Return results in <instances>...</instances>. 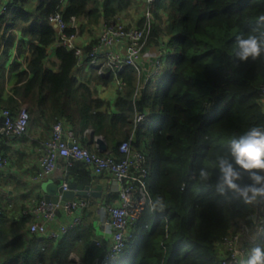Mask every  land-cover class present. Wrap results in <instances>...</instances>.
I'll return each instance as SVG.
<instances>
[{
  "label": "trees",
  "instance_id": "1",
  "mask_svg": "<svg viewBox=\"0 0 264 264\" xmlns=\"http://www.w3.org/2000/svg\"><path fill=\"white\" fill-rule=\"evenodd\" d=\"M141 1L10 0L0 15V25L7 24L10 32L4 54L15 45L17 56H25L26 64L21 70L17 57L10 65L9 74L21 70V85L12 89L14 96L4 98L0 93V108L14 112L6 106L20 97L23 104L18 108L24 106L30 118L46 116L51 126L65 121L88 150L79 139L90 128L93 137L105 141L106 153L115 157L118 146L134 130L135 113H149L140 125L161 115L145 148H140L136 136L140 125L135 129L132 148L146 158L151 201L160 195L167 207L163 211L144 208L131 225L123 257L116 264H219L218 244L247 217L249 209L238 199L202 190L192 170L202 165L211 169L217 156L227 152L230 136L250 125L264 124L260 98L264 59L238 66L227 59L235 36L264 15V0H152L148 9L155 16L158 11L164 13L166 24L152 23L147 44L165 38L159 45L166 54L165 72L146 83L137 97L138 79L130 67L116 75L108 69L101 75L91 67L87 84L107 87L115 77L123 83L112 109L74 75L96 45L95 39L81 47L80 55L56 47V70L43 68L47 48L55 39L50 16L59 13L65 22L82 18L78 28L82 32L100 22H114ZM146 8L144 2V12ZM143 22L142 17L135 26ZM65 33L74 35L76 30L68 27ZM2 70L0 65V82ZM86 170L85 165L72 163L66 175L76 172L81 185H75L90 187L92 174ZM116 199L117 194L110 193L105 203L111 205ZM26 210L16 219L1 207L0 264H76L70 254L82 264H97L106 256L108 247L98 249L92 243L93 229L84 221L87 217L54 241L28 233L31 217L23 215ZM257 244H264V232Z\"/></svg>",
  "mask_w": 264,
  "mask_h": 264
},
{
  "label": "built area",
  "instance_id": "2",
  "mask_svg": "<svg viewBox=\"0 0 264 264\" xmlns=\"http://www.w3.org/2000/svg\"><path fill=\"white\" fill-rule=\"evenodd\" d=\"M9 2L10 0H0V15L6 10ZM144 2L147 8L143 13L144 22L141 27L128 26L118 18L110 24L100 22L95 26V38L92 39L96 40V45L86 60L88 67L98 68L101 75L105 74L104 69L116 75L125 67H130L136 76L140 77L135 92L137 97L146 83L159 79L163 75L166 59L165 52L160 50L151 68L147 70L144 66V52L148 48L147 43L154 21V15L148 9L152 0H144ZM48 20L55 30L53 47L62 46L80 55L81 47L75 42L78 33L77 20L70 18L68 22H65L59 13L50 16ZM68 27L74 28L76 33L67 35L65 30ZM114 81L117 83V89L121 90L123 83L117 77ZM260 98L264 106V86L261 87ZM148 114L147 112L135 113L134 130L118 146V157L110 153L99 155L82 147L74 133L65 128L63 121L53 124L49 137L42 142V153L38 161L39 170L33 176V181L46 182L45 180L55 171L60 160H63L65 168L72 163H81L89 169L92 176L109 175L111 178V185L117 194L116 201L111 205L98 201L95 208V213L104 229L106 226L110 228L107 254L97 264H116L123 257L125 243L131 235V225L151 201L147 184L146 158L144 154L132 148V142L135 139L134 131ZM29 121L30 115L24 106L15 112L0 108V133L6 136L25 134ZM6 162L0 154V169L6 165ZM68 185L63 181L60 185L62 191H67ZM91 203L90 200L83 198H73L63 205L47 204L42 200L23 212V215L31 217L27 231L30 235L58 241L69 230L81 223V216L76 215V211L82 212ZM246 206L249 209L247 217L238 221L229 235L218 244L219 264H235L240 255L257 245L259 237L264 232V203ZM57 211H61L63 216L70 218L69 222L61 223L57 219ZM52 226H55L53 231L49 230ZM95 245L100 246L98 243Z\"/></svg>",
  "mask_w": 264,
  "mask_h": 264
},
{
  "label": "crops",
  "instance_id": "3",
  "mask_svg": "<svg viewBox=\"0 0 264 264\" xmlns=\"http://www.w3.org/2000/svg\"><path fill=\"white\" fill-rule=\"evenodd\" d=\"M144 11V1H141V4H136V6L130 8L129 10L118 15V19L126 25H136L142 19V12ZM157 16L154 15L153 23L159 27H162L166 24V15L160 11L157 12ZM83 22V19L80 18L77 20V37L75 39L76 44L79 47H83L90 42L92 38H95L96 29L91 28V30L82 31L79 30V24ZM7 24L0 25V65L3 66L2 70V82H0V93L2 96L6 98V96H14L12 89L16 86H20L18 83V73L25 69V56L18 57L16 54L15 45L10 49L9 53L5 55L4 53V43L5 38L9 35V30H6ZM16 33V39H19V33ZM4 37V39H3ZM163 38V39H162ZM16 40V44H17ZM160 42H165V38L161 37L157 43L151 42L148 45L147 50L144 52V66L147 67V70L151 68L152 62L157 55V51H160L159 48ZM47 56L43 61V68L50 69L52 71L56 70L57 60L55 58V48L51 44L47 48ZM18 57V58H17ZM17 58L20 62V69L17 72H13L11 74L8 73V69L12 62ZM85 62V63H83ZM81 64L75 69L74 75L78 79L79 83H84L91 90L96 91L98 97L105 102H107L110 106V109L113 107V103L117 94V83L113 80L107 87H102L99 84L90 83L87 84L88 80L91 77L90 68L87 65L86 61H83ZM83 64V65H82ZM166 63L163 68V72L165 71ZM145 73V72H144ZM1 74V71H0ZM137 84L140 82V77H137ZM22 99L20 97H16L10 102V104L6 107L14 110V112L19 107ZM16 103V104H15ZM3 106V104H0ZM65 128L69 131H72L71 127L63 121ZM51 129V124L47 120V117H40L37 120L30 118L29 125L25 134L16 136L9 135L6 136L0 133V154L6 159V165L0 169V204L5 213H8V217H14L18 219L20 216V212L23 209H29L36 206L42 200H44V192H43V184L48 182H54L61 185L63 181L68 184H77L80 179L77 176V173L74 174L67 173L66 168L64 167L63 160H60L57 164V168L55 171L45 180L46 182H35L33 181V176L39 170V157L42 153V142L49 137ZM127 133V130H126ZM75 135V134H74ZM101 139L96 136L93 137L91 133V129H86L80 135V142L85 144L92 152L100 153L97 150L96 140ZM87 168V167H86ZM78 169V168H76ZM89 169L87 168L86 171ZM90 172V171H89ZM97 186H100V198H93L91 196L81 197L75 195L74 198H83L86 200H90L91 205L83 210L80 214L75 213L76 215L81 216V221H83L84 217H87L84 220L88 223L89 226L92 227V243L96 248L108 247L110 235L106 233L103 225L101 224L99 217H97L95 213V208L98 201H107V198L110 193H116L115 188L111 185V178L109 175H102L92 177L91 175V184L90 188L95 189ZM113 203V202H112ZM90 213V216H89ZM57 219L61 223L69 222L70 218L63 216L61 211H57ZM26 229H28V223L26 224ZM49 230H55V226H52ZM95 243L100 244V246L95 245ZM69 259L74 260L76 264H82V260L78 257L70 254Z\"/></svg>",
  "mask_w": 264,
  "mask_h": 264
},
{
  "label": "clouds",
  "instance_id": "4",
  "mask_svg": "<svg viewBox=\"0 0 264 264\" xmlns=\"http://www.w3.org/2000/svg\"><path fill=\"white\" fill-rule=\"evenodd\" d=\"M227 56L237 66L264 59V15L255 20L246 32L237 34ZM227 152L217 156L212 168L200 166L192 174L204 191L220 197L238 199L245 205L264 203V124H253L227 140ZM164 198L156 195L149 202V211H163ZM106 233L110 228L106 226ZM235 264H264V244L247 249Z\"/></svg>",
  "mask_w": 264,
  "mask_h": 264
},
{
  "label": "water",
  "instance_id": "5",
  "mask_svg": "<svg viewBox=\"0 0 264 264\" xmlns=\"http://www.w3.org/2000/svg\"><path fill=\"white\" fill-rule=\"evenodd\" d=\"M97 150L100 153L107 151V145L104 140H96ZM44 201L47 204H60L63 205L66 201L74 198L75 195L86 197L91 196L93 198H100V186L95 189H91L89 186H77L75 184H69L67 191H62L60 184L54 182H48L43 184ZM77 214L81 213V210L76 211Z\"/></svg>",
  "mask_w": 264,
  "mask_h": 264
},
{
  "label": "rangeland",
  "instance_id": "6",
  "mask_svg": "<svg viewBox=\"0 0 264 264\" xmlns=\"http://www.w3.org/2000/svg\"><path fill=\"white\" fill-rule=\"evenodd\" d=\"M142 13H144V11ZM160 118L161 115H158L153 118H149L146 122H144L142 125L138 127V130H136L137 131L136 136L140 140V148H145V146L149 143L150 136L153 134L155 127L160 122Z\"/></svg>",
  "mask_w": 264,
  "mask_h": 264
},
{
  "label": "bare ground",
  "instance_id": "7",
  "mask_svg": "<svg viewBox=\"0 0 264 264\" xmlns=\"http://www.w3.org/2000/svg\"><path fill=\"white\" fill-rule=\"evenodd\" d=\"M92 152V151H91ZM96 153V152H95ZM99 154V153H98ZM100 155V154H99Z\"/></svg>",
  "mask_w": 264,
  "mask_h": 264
}]
</instances>
